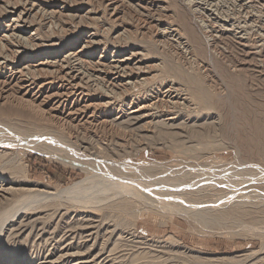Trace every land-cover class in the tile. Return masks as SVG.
Returning a JSON list of instances; mask_svg holds the SVG:
<instances>
[{"label": "rangeland", "instance_id": "374dc122", "mask_svg": "<svg viewBox=\"0 0 264 264\" xmlns=\"http://www.w3.org/2000/svg\"><path fill=\"white\" fill-rule=\"evenodd\" d=\"M52 1L54 0H40L44 6ZM119 1L117 5L122 12L117 16H120V24L128 29L124 41L130 42L133 49L135 46L144 51L145 56L147 55L146 62L156 64V69L152 72L154 76L150 79L151 89L147 85L148 90L162 91L164 90L162 84L166 81L174 86L172 91L177 98L179 96L185 98L183 102L178 99L177 103L178 101L179 103H176V106L174 102L166 99L167 97H160L162 102L158 101L160 103L156 106V110H163L164 113L172 112L177 117L176 123L184 121L183 123L192 125L193 122L194 126L185 125L184 130V126L176 125L177 130L162 128L159 131L153 123L150 128L144 127V129L140 127L142 122H139L134 126L138 125L140 130L132 126L135 130L126 132L130 127L124 123L119 124L118 120L113 119L118 115L116 108L95 111L89 122L83 123L84 120L70 118V122L65 121L62 124L35 116V112L23 105L4 103L0 99L1 133L19 140L26 137L33 141L38 139L37 142L32 143L44 142L43 146L49 147V151L44 149L37 152L23 143L8 145L0 152L2 155L0 180L15 182L23 189H29L37 184L58 191L84 180L89 175L88 180L81 182L79 187L65 192L66 194L59 198L56 197L54 200L46 198L47 201L44 200L45 198H40L37 202L34 201L37 205L32 202V206L29 205L30 203L21 204L22 207L27 206L25 210L21 207L20 217L17 215L9 218V221L12 220L9 223L14 225L7 227L12 228L14 233L9 234L11 238L5 234L6 237L3 236L0 240V254L17 253L31 259L32 256L43 257L51 251L57 252L62 245L69 244L72 251L79 252L70 257L73 263L83 261L84 264H264L262 259L264 258V205L259 204L255 209L246 207L245 211L233 208L231 211L237 210V212L227 213L225 216L227 220L224 218L219 221L221 223L215 222L209 225L202 223L205 226L191 223L176 214L173 215V220L168 217L163 218L155 211L142 212L134 218V207H132L134 204L129 205L128 208H121L118 202L109 205L112 203L106 198L110 193L104 192L105 188L100 187L105 186L106 181L102 179L105 172H100L97 167L92 166L93 171L96 169L94 179L93 172H86L81 167L86 162L92 163L93 159L97 161L100 156L116 161L120 155L119 159L125 163L138 165L157 161L169 166L181 164L183 168L186 160H190V163L193 160L192 166H197L198 160L191 157L194 154L200 156V162L208 163L207 167L219 162L223 167L227 166L228 171H235L240 167V171L238 168L236 171L241 172V177L255 178L261 174L264 176V0ZM64 3L70 11L64 12L65 14L58 13L60 17L57 14L54 18L56 23H63V29L60 27L52 29L45 25L41 31L46 35L38 32L42 36L38 43L40 46L43 45L36 46L34 50H43V54L50 52L46 47L50 39L47 38L48 34L64 37L71 35L62 42H72L79 34L76 32L79 29L81 32L87 31L85 35H88L92 28L99 27L101 34L104 33L102 32V29H105L104 23L107 18H111L109 16L111 7L105 6L107 1L64 0ZM84 8L91 9L88 16L90 19L78 20L70 16L81 14ZM0 14H2L1 8ZM95 16L96 18L92 19ZM164 29L166 32L162 34L161 31ZM51 30L55 31L52 33ZM31 31L33 28L29 29V32ZM99 48V51H102L103 46ZM39 53L41 52H36L33 57L39 58L41 56L38 55ZM35 95L36 103H42L45 109L51 108L50 101L47 98L46 101L44 100L43 92ZM190 115L191 118L188 117ZM172 131H176L177 134H172L175 133ZM115 143L119 145L116 146ZM100 145L107 147L108 152L102 149V152L100 150L102 154L96 156L97 147ZM114 151L117 152L118 157ZM6 159H8L6 163L11 159L8 170L5 169L8 166L2 163ZM192 166L189 165L192 169L197 168ZM198 166L201 168V165ZM200 168L195 171L204 172ZM207 170L213 172L211 169ZM143 173L145 176L140 178H145L147 175V177L152 175L159 177L162 175V170ZM99 177L102 184L98 182ZM261 180L247 183L250 185L249 189L264 192V180ZM23 191L14 196L16 199L13 198V203L25 199L23 195L27 193ZM13 203L10 201L9 206L0 205V223L10 215L11 212L8 214L5 212ZM247 210L250 213L253 211V214L251 215ZM233 215L235 216L232 217ZM227 217L230 220L237 218L238 223L236 220L235 223L233 220L230 223ZM17 224L19 227H16ZM226 224L228 225L226 229L221 228ZM234 224H238L239 228L238 225L233 226ZM81 241L85 244L83 245ZM90 245L91 247L88 248ZM91 248L92 250L87 254L86 252Z\"/></svg>", "mask_w": 264, "mask_h": 264}, {"label": "bare ground", "instance_id": "6f19581e", "mask_svg": "<svg viewBox=\"0 0 264 264\" xmlns=\"http://www.w3.org/2000/svg\"><path fill=\"white\" fill-rule=\"evenodd\" d=\"M106 1L107 3H105V6L111 7V13L109 15L111 18H107V21L104 23L103 27L105 29H102L103 30L102 32L104 33L101 34L99 27L92 28V31L88 35H85L87 31L81 32L80 31L81 29H79L78 31H76L77 34L79 33L75 37L76 40H74L75 38L72 37L73 38L72 42H68V41L62 42L70 38L71 35L69 36L66 35L64 37L61 35H52V34L50 35L47 33L48 34L47 38L50 39L49 41H47L48 43H46V47L50 52L43 54L42 52L43 50L42 51L34 50L36 46L41 47L43 45L41 44L40 46V44L38 43V40H40V36H41L40 34H38V32L43 33V31L41 30H43L42 28H44L45 25H47L48 28H52V29H58L59 27L60 29H63L64 27L63 23L62 24L56 23V20H54V18H56L58 13L59 14L64 12L68 13L70 11L68 10L69 7L64 3V0H54L51 3L49 2V5H45V6L42 5L40 0H4V1L0 0V8L2 10V14H0L1 15L0 16V99L4 103L6 102L10 104L23 105L24 107L29 108L33 112H35L34 114L35 116L44 118L48 121L52 120L62 124L65 121L70 122L71 120L70 118L72 119L78 118L79 120H84L82 121L83 123L89 122L92 116H94L93 114L95 113V111L100 112L103 110L105 111L108 108H116V110L118 111L117 112L118 115H116L113 119L118 120L117 123L119 122V124L124 123V125L126 124L127 127L129 126L130 130L126 132L131 131V129L133 130L134 128L132 126H134V124H137L139 122H142V124L140 123L141 125L139 124L140 127L141 126L143 128L146 127V129L150 128L149 126H151V124L153 123L155 127L159 129V131H161L162 128L171 129V130L176 128L177 130L178 127L176 125H179V127L184 126V130H185V125L194 126L193 122L192 125H188L186 122L183 123L184 121L183 122L180 121L176 123L177 117L173 115L172 112L164 113L163 110H158V109L156 110V106H159V103L162 102L159 99L160 97L161 98L167 97L166 99H169V101L171 100L172 102H174L176 106L179 103V101L177 103L178 99H181V101L183 102L185 98L180 96L177 98V96L173 94L172 91L174 86L172 85V83L166 81L162 84V88H164V90L162 91L161 89L157 91L153 89L152 91L148 90L147 85L149 89H151L149 84H150V79L152 78V76H154L152 72L156 69L155 67L156 64L146 62L145 57L147 58V55L145 56L144 51H142L141 49L135 46L133 49L132 48L133 46L130 42L124 41L128 29H126L123 25L120 24V19H119L120 16L119 17L117 16L122 12V9L119 7V5H117L119 4L120 1L105 0V2ZM81 12L82 13L79 15L77 14H71V15L69 14V15L73 19L76 18L78 20L90 19V17H88L90 16V12H91L90 8L87 9L84 8L81 10ZM59 14L58 17H60ZM93 18H96V16L92 17V19ZM30 28H33V31L29 32ZM165 29L162 31L160 30L162 34L166 32ZM54 31H52V33ZM44 34L45 33H43V35ZM101 43H105V44H101ZM100 46H103L102 51H99ZM36 52H41L38 54L41 55L39 58H36L37 56L33 57ZM149 58L150 57L148 56V59ZM158 71L159 70L157 69L156 72L158 73ZM42 72L45 73L42 74ZM39 92H43L45 94V97L43 98L45 101L46 98L50 101L49 104H51V108L45 109L43 105H41L42 103H38V102L36 103L35 93H39ZM172 111H174V108ZM188 117L191 118V115ZM79 120L78 122H80ZM102 124L104 125L103 122ZM113 125L114 123L112 124V126ZM134 127L135 129L136 127L138 129L139 126L137 125ZM172 132H171L172 134H177L176 131H172ZM29 135L31 137V134ZM140 135L142 134L140 133ZM37 140L33 141V139H29L28 137L24 138L23 140H19L16 137L9 138L7 134L0 132V152L5 150L8 145L15 146L17 144H22V143L27 145V147H30L29 149H34L36 151L37 150L44 151L45 149L46 151H49L48 150L49 147L48 148L44 147L46 145L43 146L44 142L43 144L32 143V142H37ZM121 145L123 146V144ZM121 145L120 147H122ZM100 146L97 147L98 152L96 156H99V154L102 152V149L103 150L105 149L107 151V147L103 146L104 147L103 148L102 146L101 147ZM111 147L113 148V146ZM115 153L117 154V152ZM101 157L102 156H100V158ZM119 157L116 161L112 160L111 158L108 159L106 157L107 159H105L104 157H102L99 162L100 164L97 163L100 159L99 157L97 161L96 159L93 160L90 159L93 161L92 163L91 161H89L88 163L86 162L81 167L86 172L94 173L96 169L95 171H93L92 166H94L95 168L97 167L98 170H100V172L103 173L105 172L103 174L104 176H102L103 181H106V183L104 182L105 186L103 185L102 186L99 185V186L105 188L104 192L110 193V195L106 199H109L110 203L112 204L109 203L108 204L114 205L115 202H118L121 208L122 207L128 208L129 205L131 206L132 204H134L132 206L134 207L133 208L134 218L142 212L147 213L148 211L151 212L155 211L156 213L159 214V216L163 218L168 217V219L170 220H173V215L176 214L182 216L191 223L192 222L198 223L199 225L205 223L209 225V223L219 222L221 219H224L227 213H229L233 208L234 209L240 208L241 210H244L246 209V207L249 208L251 207L255 209V207H257L259 204L264 205V194H263L264 192L261 193L255 189L254 191L252 189L250 190L249 189L250 185L247 184L249 182L250 183L257 182L261 179L264 180V176H261L262 174L260 176L257 175V177L255 178L241 177L242 175L240 174L241 172L237 173L236 171L238 167L235 169V171H228V167L227 166L223 167L219 162H214L211 164L212 167L210 166L207 167L208 163L200 162L199 161L200 156L194 154H192L191 157H195L196 161L198 160L196 162L197 166L196 165L192 166L194 165L192 162L193 160L191 161V163L190 160L189 161L186 160L183 168H181L180 166L181 164L179 166L178 165L169 166V165H165L163 162H157V161L149 162L147 164H138V165L132 163L130 164L121 161ZM7 160L8 159H6L5 162L3 161L2 163L3 164L5 163L6 167L8 166L7 168H5L8 170L10 166L8 164H10L11 159L8 161V163H6ZM186 162L188 164L190 163L189 164L190 167L192 166L197 168L194 169L190 168L189 165L186 164ZM0 164H1V160H0ZM198 164L201 165V168L198 166ZM198 168L204 170V172L195 171L196 169L199 170ZM207 169H211L213 170V172H210ZM156 170L157 171L162 170V175H159V177H156V175L155 177L154 175H152V177H147L148 176L147 175L145 178H140V176L142 177L145 176L143 172H149V171L152 172ZM95 175L96 174L94 173V179H95ZM88 176L84 180H86ZM90 178H91V174H90ZM98 179L99 181L98 180L96 181L100 182L101 177H99ZM84 180L74 183L72 186H69L68 188L66 187L65 189L58 191L55 189L48 188L46 186L45 188H43L42 186H38L37 184H34V187H31L29 189L27 188L23 189L21 188L22 186L20 187L16 185L17 183L15 184V182L10 183L9 181H5V179L0 180V205L6 204L9 206L10 203L8 204V202L12 201L13 203V198L17 193H20L23 190H25L23 192L27 193L26 195H23L25 199H20V200L17 199L18 201L16 200L17 202L13 203V205H11V208L6 210L7 212H5V214L6 213L8 214V212L11 213L10 215H8L7 219H5L0 223V240L3 238V236H5V234H7L8 236L13 232L12 228H10L11 231H9L10 229L9 227H7V225L9 226L14 225L12 223H9L10 221H12L11 219L9 221V218L16 217L17 215L19 217L21 216L22 214L21 211L22 206H20L21 204L30 203L29 205L32 206L31 203L33 202V204H35L38 200H40V198H45L44 200H46V198L49 199L51 198L54 200V198L56 197L59 198V196L65 195L67 191L70 192L71 190H74L75 188L79 187L81 182H83ZM261 186L263 185H260V187ZM25 206L27 205L23 206L24 210L26 208ZM132 207L129 208L132 209ZM28 208L30 209V206ZM231 212L235 214L237 210ZM259 212L260 211H258V213ZM129 213L133 214V212L132 213L129 212ZM250 214L252 215L253 211ZM234 216L235 215H233L232 217ZM239 217L241 216L239 215ZM225 220L227 219L225 218ZM228 220L230 219L228 218ZM235 220H233L234 223ZM237 220L236 222L238 223ZM7 221L9 224L7 223ZM93 221L94 220H92V223ZM249 221L247 223H249ZM253 221H255V219ZM18 224L16 225V227L17 226L19 227ZM82 224L83 223H81V225ZM95 225L93 224V226ZM237 225L234 224L233 226H237ZM202 226L205 225L202 224ZM226 226L228 227V225L226 224L224 227L221 228L226 229L225 228ZM231 226L229 225L230 228ZM15 228H13V230ZM228 229L229 228H227V230ZM241 231L242 230L240 229V232ZM246 233L248 234V232ZM119 237H121V235ZM81 242L83 245L85 244V242L83 241ZM83 245L81 246L83 247ZM90 247L91 245L88 246V248ZM89 250H92V248L88 249V252L86 251L84 252L88 254ZM55 252L52 253L51 251L46 255L44 254L45 256L43 257L37 255L32 256L30 257L31 259H29L28 257L26 258L25 257L26 255L21 256L18 255L17 253L15 255L2 253L0 254V264H5V263L6 264H84L85 263V262L82 263L83 261H79L76 263L71 262L70 257L75 254L76 255L79 254V252L72 251L71 245L69 244L64 246L62 245V247L59 250H57L56 253ZM100 252H101V248H100ZM261 261L263 262V260Z\"/></svg>", "mask_w": 264, "mask_h": 264}]
</instances>
